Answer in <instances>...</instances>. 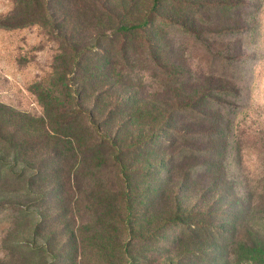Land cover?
Returning a JSON list of instances; mask_svg holds the SVG:
<instances>
[{"label":"rangeland","instance_id":"374dc122","mask_svg":"<svg viewBox=\"0 0 264 264\" xmlns=\"http://www.w3.org/2000/svg\"><path fill=\"white\" fill-rule=\"evenodd\" d=\"M22 1L0 0V264H264V0H190L209 2L230 30L210 52L165 28L185 82L141 69L131 44L123 59L113 39L155 0H57L53 26L45 1ZM157 2L160 26L170 8ZM229 41L232 54L217 57ZM75 43L108 51L98 73L86 61L76 70ZM115 56L122 68H106ZM104 68L118 83L87 89ZM221 72L231 89L185 110ZM64 79L71 103L80 93L83 124L93 111L115 136L108 155L77 154L70 140L46 155L43 110ZM126 106L131 118L106 121Z\"/></svg>","mask_w":264,"mask_h":264},{"label":"trees","instance_id":"16d2710c","mask_svg":"<svg viewBox=\"0 0 264 264\" xmlns=\"http://www.w3.org/2000/svg\"><path fill=\"white\" fill-rule=\"evenodd\" d=\"M38 1H45L46 13L43 15L44 18L42 21H45L52 26L55 25L56 23L54 24L51 14H55L57 11V0H23L19 3V5L22 3L25 6H28ZM164 3H166L170 8V14L166 17L165 21L163 20L164 22H162L160 26L156 24V14L159 12L158 10L163 4H159L157 0H155L152 8L147 12L141 22L132 21L129 25L118 23L117 25H120V27H116L113 31L116 32V35L118 36L113 39L116 40L121 38L123 40L122 45L120 46L123 51V59H126L129 54L123 50V48L125 49V47L131 44L134 51H136L135 54H137V58L135 60H139L141 63V69H146L148 71L158 69L163 71L165 75L171 77L176 82L181 81L180 77H182L185 82V71L178 69L181 63L177 60H171V54L179 50L180 44L173 48L172 41L165 37V28H171L173 26L179 27L183 33H188L195 37V41H200V44L203 42V44L207 46L206 49H208V51L210 50V52L212 50L217 51L214 47L219 41L218 38H221L222 33L228 34L227 31L230 29L227 25H224L223 21H214L217 17L210 12L211 7H209V2L203 1L201 3H195L190 0H185L184 3L181 0H164ZM172 18L174 20H172ZM130 39H132L133 42L128 43ZM107 41L111 43L112 40L110 41V38L108 37ZM224 45L225 46H223L222 49L223 51L221 50L219 54L215 52L216 56L222 59L232 54L233 51L230 41ZM70 48L71 51H73L72 53L74 57L77 58L75 65L77 71L82 69V65L84 61H86L88 67L98 73V69L96 67L101 64L104 55L108 52L104 47H100L97 52H94V47L90 48L76 43L75 45L71 44ZM112 50H114V46L111 44L110 51ZM118 56L111 57L107 62L106 68H114L117 64L118 66L116 67L121 69L122 65L119 66L120 60L117 58ZM88 67L87 69H89ZM84 68L86 69L85 64ZM106 72L107 71H105L104 68V75L102 74L100 78L94 80L93 83L90 81L87 89L95 90L96 88L97 90L100 88L104 90V88H110L116 85V83H118V78L115 76L108 77ZM212 72L215 73V70H212ZM220 75L224 77L220 76L211 78L215 80V82H213L214 85L209 86L210 89H202L193 93L191 91L189 96L186 98L185 110H195L197 105L201 104V101H205L206 99L212 100L215 94L222 93L228 88L231 89L228 78L232 79V77L225 76L226 74L223 72H221ZM186 76V83H188L191 81V70H187ZM75 78L80 79L82 77L76 76ZM68 81V79H64V81L61 80V90H59L60 98H54L53 96V100L49 106H46L43 110L44 117L47 120L46 134L49 135L45 136L41 140V142L46 144L43 148H48L50 150L46 155L53 153L56 154L64 149H71V144L68 143L70 141L73 143V147L75 148V152L77 154L91 152L93 155H97V153H101L103 156L104 154L108 155L117 144L115 136L110 135L111 130L109 128H106L105 132L101 130L103 122L100 120L98 123L96 122V115H94L93 111L88 112V126L83 124L77 110L80 103V93H76V97L71 103L67 98L69 93H65V91H68ZM206 83L208 85L211 84L208 81ZM187 86H190V84ZM82 87L83 86H81V91L86 88V84L84 88ZM129 94L130 97L133 96L131 100V105L133 106L136 101L135 95L137 93L131 94L130 92ZM117 101L118 99L116 102ZM132 106H130L129 109L128 106L124 108H115L116 113L120 111L119 114H111L114 113V110H110L106 117V121H108V123L110 122L112 125L118 121H120L118 125L123 124L127 118L129 119L133 116V113L131 112ZM68 110H71V112H68ZM125 114L128 115L126 116L127 118L119 120V118ZM65 117H68L69 119L64 120ZM106 121L104 122L105 124ZM79 133H81V135H79ZM139 144L142 145V141H140ZM46 155L40 159L39 164L44 162ZM51 171H54V169Z\"/></svg>","mask_w":264,"mask_h":264}]
</instances>
